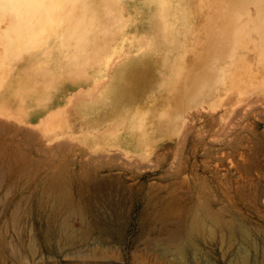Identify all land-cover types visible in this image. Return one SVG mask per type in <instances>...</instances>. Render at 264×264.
Instances as JSON below:
<instances>
[{"label":"rangeland","instance_id":"obj_1","mask_svg":"<svg viewBox=\"0 0 264 264\" xmlns=\"http://www.w3.org/2000/svg\"><path fill=\"white\" fill-rule=\"evenodd\" d=\"M131 1L133 0H128L130 5ZM126 12L128 14L129 10ZM9 20L10 17L1 16L0 9V161L15 150L27 158L29 165L28 171L24 173L20 171V166L12 169L6 163L0 162V264H153L155 261L163 264H232L233 259L241 257L247 259V264H264V108H248L247 112L243 111V116L239 114V119L231 115L230 118L224 116L223 119L216 120L215 92L213 96L199 100L197 106L189 110L190 116L201 110L198 113L201 120L197 119L189 126L185 122H178L163 138L146 146H123L121 142L115 143L114 137L95 140L92 136L95 132H92V121L103 120L107 116L104 111L97 114L93 110L103 105L106 100L112 101V97L116 98L115 91H112L114 86L111 84V77L116 71L119 72L116 63L122 59L114 51L120 38L117 30L111 35L113 40L107 42V50L105 47H97L100 41L96 44L88 42V45L85 43L76 52L67 49L69 51L65 55L62 53L65 50L61 51L58 47L69 39L68 35L75 29L73 25L77 24L73 22L68 26L65 24L67 22H62L65 36L62 35L63 39L61 36H53L51 39L53 41L58 38L51 41L56 45L61 38L60 43L54 45V49L47 46L36 50L38 54L42 51L40 54L45 52L46 55L47 52L49 55V50L56 51L50 52L55 58L50 55L52 59L49 60L48 55L35 58V50L26 51L23 43L27 44V41L20 42L22 39L11 33ZM68 29L70 33L67 32ZM129 38L128 45L131 46V34ZM101 39L103 42V38ZM145 42L143 41V45ZM17 44H22L21 48ZM44 49L46 50L43 51ZM20 52H34L36 55L31 53L24 56ZM74 55L79 56L73 58ZM40 57L44 58V62ZM67 57L71 60H67ZM32 59L35 60L31 61ZM107 59L110 60L108 76L102 79L100 72L105 68ZM38 60L44 64H35L34 61ZM26 62L28 67H25ZM44 69L48 74L44 72L42 76ZM47 93L51 101L49 97V101L46 99ZM235 108L233 114L237 115L241 108ZM232 116L238 120L243 117V121L240 120L242 123L235 118L237 122L233 120ZM18 128L19 132H26L22 131L24 134L21 132L19 135ZM185 132L187 146L183 149L179 138ZM64 146L76 147L77 151L61 158L56 154ZM80 152L90 155L117 153L124 161H121L123 164L118 169L103 168L94 172L103 179L119 178L129 189L126 195H115L114 201L99 202V211L103 218L99 223L83 209L74 190L77 181L93 172L91 169H95L94 165H97L86 164L81 168ZM160 153L167 154L168 157L161 165L156 158ZM181 164L184 168L179 173L177 169ZM53 174L61 175L65 193L77 208L82 209V214L70 216L71 225L76 230H83V217L92 229V242L85 247H78L76 252H80L75 254L58 249L57 236L53 231L48 232L45 217L38 218L30 212L35 195L51 194L45 188L47 177ZM29 178L32 180H28ZM172 185L178 186L174 194L178 196V204L180 200L172 221L174 220V224L178 222L183 225V229H180L182 238L186 233L185 227L190 224V217L213 207L220 220L231 221L246 229L250 241L243 242L239 236L230 237L216 226V229H209L205 240H201L202 253L198 257H194L192 251L188 250V258L184 259L176 252L173 243L162 244L149 227V214L152 210L149 202L153 190L157 189V198H161L166 188ZM18 209L22 211L14 220ZM101 230L111 238L109 244L100 240Z\"/></svg>","mask_w":264,"mask_h":264},{"label":"bare ground","instance_id":"obj_2","mask_svg":"<svg viewBox=\"0 0 264 264\" xmlns=\"http://www.w3.org/2000/svg\"><path fill=\"white\" fill-rule=\"evenodd\" d=\"M0 9L1 16L10 17L8 26L11 33L22 39L20 42L27 41V44L23 43L26 45L23 48L35 50L38 56L35 58H39V55L43 56L45 53L40 54L42 51H39L38 54L36 50H40V48L42 50L43 47L51 46L54 49L55 43L52 42L55 39L51 40L53 36H61L63 39L64 30L62 27L64 24L62 22H67L68 24H65L68 26L73 22L77 24L73 25L74 30V27L70 28L73 30L72 32L70 29L66 30L71 32L68 35L69 39L65 33L68 40L65 43L63 42L65 39L62 40L64 44L57 46L62 49L61 51L65 50L62 52L65 55L66 51L76 52L82 49L83 46L88 45V42L96 44L100 41L97 47L101 46L100 49L105 47L104 49L107 50L109 48L107 42L113 40L111 35L114 30H117L120 38L114 51L116 50L122 59L116 63L119 72L116 71L111 77V84L114 86L112 91H115L116 98L110 97L112 101L106 100L103 105L99 108L96 106V110H93V113L97 114L104 111L107 116L103 120L92 121V132L95 131L92 136L95 140L102 137H108V139L114 137L115 143L121 142L123 146H146L152 141L163 138L178 122H185L186 126H189L197 119L201 120L202 118L198 114L201 110L196 111L197 113L193 116H190L189 112L191 111L189 110L196 107L199 100L211 97L215 92L216 120H221L224 116L230 118L231 115L237 116L239 119V114L241 113L243 116V111L247 112L248 108L255 110L264 108V0H149L148 4L147 0H133L131 5L128 0H0ZM126 10H129L128 14ZM131 17L132 20H130ZM101 34L104 36L101 37ZM129 34L133 39L131 46L128 45ZM106 36L107 39H105ZM101 38H103V42ZM60 41L58 42L60 43ZM143 41H146L144 45ZM17 46L19 45L17 44ZM53 51L49 50V55L48 52L47 55H52L50 52ZM31 53L28 52L29 55ZM26 54L23 55L27 56L28 54ZM79 55H74L73 58ZM52 56L48 59L51 60ZM41 58L44 62V58ZM48 59L45 58L46 61H49ZM60 59L62 61V58ZM33 60L35 59L31 61ZM69 60L71 59L69 58ZM108 60L104 61L105 68L100 72L102 79L108 76ZM46 61L45 63H48ZM72 61L71 63H73ZM36 62L38 64L42 61H34L35 64ZM39 65L42 64L39 63ZM49 67L51 68V66ZM52 69L54 70V67ZM45 71L46 69L42 76ZM34 72L36 73V71ZM42 79L44 81V77ZM49 94L47 93V100ZM15 97L17 96L15 95ZM49 100L51 101V98ZM235 107L241 108L237 115L233 114ZM249 112L251 113V109ZM235 117L232 119L235 120ZM242 118L240 117V120ZM240 120L238 122H241ZM17 130L18 134L24 132L23 130V132H19V128ZM234 130L236 129L234 128ZM36 136L34 137L36 138ZM186 137L185 132L179 138V144L183 149L187 146ZM94 139L93 141L96 142ZM183 149L181 150L183 151ZM76 151V147L64 146L57 151L56 155L63 158ZM80 153L81 168L86 164L97 163V165H94L95 169H91L93 172H89L85 175L86 177L77 181L74 190L83 209L99 223L103 219L99 211V202L114 201L115 195H126L129 189L119 178L107 177L103 179L95 175L94 172H99L103 168L118 169L124 161L117 153L107 152L100 155ZM156 158L161 165L168 157L167 154L160 153ZM119 161L123 162L119 164ZM0 162L6 163L12 169L20 166V171L24 173L28 171L27 158L22 156L19 151L14 150L9 155L7 154ZM183 168L181 164L177 169L178 172H183ZM28 180L31 181L32 178ZM46 181L48 182L45 190L51 194H47V196H45L46 194L35 195L36 198L32 200L30 212L38 218L45 217L48 232L53 231L52 233L57 236L58 249H65L73 254L78 253L80 252H76L78 247H85L89 242H92L90 241L91 235H93L90 223L88 224L81 217L84 225L83 230H76L71 225L70 216L82 214V209L77 208L74 201L65 193L60 174H53L47 177ZM176 190H178L177 185L168 186L161 198H157L158 190H153L149 202V207L152 209L149 214L151 221L149 227L162 244L173 243L176 246V252L184 259L188 258V250L192 251L193 256L198 257L202 253L201 240H205L209 229H216V226L230 237L239 236L243 242L250 241L246 229L231 221L220 220L213 211V207L202 210L201 214L192 215L189 219L190 224L185 227V236L182 238L180 229H183V225L178 222L174 224V220L172 221L174 211L180 205V200H178L179 204L177 202L178 196L176 197L174 194ZM20 211L22 209L15 212L14 220ZM100 240L104 244H109L111 238L107 233L102 232ZM247 263V259L241 257L233 259L232 264ZM153 264L163 263L155 261Z\"/></svg>","mask_w":264,"mask_h":264}]
</instances>
